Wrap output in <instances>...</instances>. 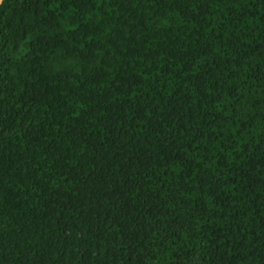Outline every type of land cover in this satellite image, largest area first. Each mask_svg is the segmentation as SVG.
<instances>
[{"label":"trees","instance_id":"trees-1","mask_svg":"<svg viewBox=\"0 0 264 264\" xmlns=\"http://www.w3.org/2000/svg\"><path fill=\"white\" fill-rule=\"evenodd\" d=\"M0 264H264V0H5Z\"/></svg>","mask_w":264,"mask_h":264},{"label":"water","instance_id":"water-1","mask_svg":"<svg viewBox=\"0 0 264 264\" xmlns=\"http://www.w3.org/2000/svg\"><path fill=\"white\" fill-rule=\"evenodd\" d=\"M5 0H0V7L4 3Z\"/></svg>","mask_w":264,"mask_h":264}]
</instances>
